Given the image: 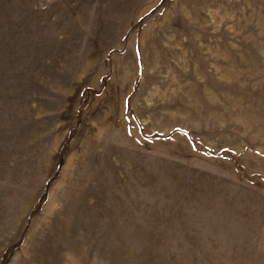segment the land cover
<instances>
[{
	"label": "rangeland",
	"instance_id": "obj_1",
	"mask_svg": "<svg viewBox=\"0 0 264 264\" xmlns=\"http://www.w3.org/2000/svg\"><path fill=\"white\" fill-rule=\"evenodd\" d=\"M0 264H264V0H0Z\"/></svg>",
	"mask_w": 264,
	"mask_h": 264
},
{
	"label": "trees",
	"instance_id": "obj_2",
	"mask_svg": "<svg viewBox=\"0 0 264 264\" xmlns=\"http://www.w3.org/2000/svg\"><path fill=\"white\" fill-rule=\"evenodd\" d=\"M233 156H234V159H235V163L237 164V168H238V170H239L241 173H244V168H243L242 164H241L240 161L236 158L235 155H233Z\"/></svg>",
	"mask_w": 264,
	"mask_h": 264
}]
</instances>
